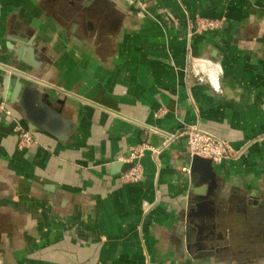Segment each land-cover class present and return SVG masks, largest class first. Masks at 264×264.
<instances>
[{
	"label": "crops",
	"instance_id": "1",
	"mask_svg": "<svg viewBox=\"0 0 264 264\" xmlns=\"http://www.w3.org/2000/svg\"><path fill=\"white\" fill-rule=\"evenodd\" d=\"M0 63V264H264V0H0Z\"/></svg>",
	"mask_w": 264,
	"mask_h": 264
},
{
	"label": "built area",
	"instance_id": "2",
	"mask_svg": "<svg viewBox=\"0 0 264 264\" xmlns=\"http://www.w3.org/2000/svg\"><path fill=\"white\" fill-rule=\"evenodd\" d=\"M197 30L200 29H217L222 25L220 19H206L198 17L196 19ZM1 109L5 110L4 106H0ZM6 113H10L6 111ZM18 133V148L21 150H27L33 147L36 143L34 136L23 128H15ZM187 135L188 146L191 153L194 155L210 158L215 161H220L225 157L232 154L230 146L222 139L217 137L211 132L202 130L198 126H191L182 135ZM149 148L147 144H141L132 149V158H139L143 155L145 149ZM158 152V150H155ZM141 169L140 165L136 164L130 171H128L124 177L130 181H137L140 178Z\"/></svg>",
	"mask_w": 264,
	"mask_h": 264
},
{
	"label": "water",
	"instance_id": "3",
	"mask_svg": "<svg viewBox=\"0 0 264 264\" xmlns=\"http://www.w3.org/2000/svg\"><path fill=\"white\" fill-rule=\"evenodd\" d=\"M0 66L5 69L7 75L5 76V78L3 79L2 81V84H3V93L1 95V99H0V106L3 105L4 108L10 112V110H8L5 106V103L6 101V95H7V91H8V88L10 87V85L12 84V82L14 81V84H15V88L12 89L11 91L12 94L10 95V100L9 101H12L14 99H16V93L19 92L21 90V88L23 87V81H22V78L19 77L17 78V76L15 75H19V76H27V72H25L24 70L22 69H19L17 66H14V65H9V64H2L0 63ZM56 89L60 90V91H65V90H62V88H60L59 86H55ZM14 93V94H13ZM25 130L29 131L28 129L24 128ZM32 133V132H30ZM16 135L18 136V133L16 132ZM188 152L190 154V156L192 157V163H197L201 160H203L205 157H202V156H198V155H194L191 153V150L188 146ZM210 159V158H209ZM137 160V159H136ZM213 162H217L213 159H211ZM137 163L135 162H132V163H129V164H122V166H125V168L122 170V175H125L128 171H130ZM198 179V178H197ZM202 190L200 191H194L195 193H199L201 192ZM201 201V200H200ZM197 202L196 203V207L198 208L197 210H199L201 208V202L199 201H195ZM190 234H188L187 236H185L183 238H181V243H182V249H183V252L184 253H188L190 256H191V259L193 260H201V259H204L205 257H215L217 258V261H221V258L223 256V253H224V247H216V249L210 251V252H205L204 251V246H203V243L204 242H195L193 241L192 237L193 236H189ZM185 242V244H183ZM231 256V255H230ZM204 263V262H203ZM207 264H210V262H206ZM202 264V262H201Z\"/></svg>",
	"mask_w": 264,
	"mask_h": 264
}]
</instances>
